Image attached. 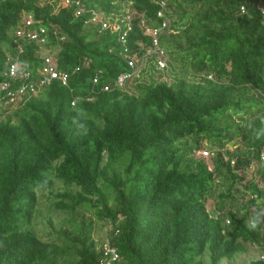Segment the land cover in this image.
Instances as JSON below:
<instances>
[{
    "label": "trees",
    "instance_id": "16d2710c",
    "mask_svg": "<svg viewBox=\"0 0 264 264\" xmlns=\"http://www.w3.org/2000/svg\"><path fill=\"white\" fill-rule=\"evenodd\" d=\"M95 15L121 27L130 17L126 45ZM28 20L69 76L0 104L15 106L0 117V264H221L247 247L264 253V0H0V83L10 89L42 66L37 46L14 34ZM140 21L160 32L171 80L155 54L137 63L153 48ZM10 58L16 78L6 75ZM204 148L215 151L208 160L195 154ZM252 166L259 183L242 187ZM57 182L64 188L53 192ZM44 190L71 227L51 241L27 228ZM210 196L231 210L213 218ZM86 213L109 224L115 260Z\"/></svg>",
    "mask_w": 264,
    "mask_h": 264
},
{
    "label": "built area",
    "instance_id": "2783aa9c",
    "mask_svg": "<svg viewBox=\"0 0 264 264\" xmlns=\"http://www.w3.org/2000/svg\"><path fill=\"white\" fill-rule=\"evenodd\" d=\"M64 1L65 4H70L73 1L76 0H61ZM79 4V2H77ZM159 15V14H158ZM91 21L97 25H100V28L102 30L110 29L112 32H119V40L122 44H125V38L126 34L130 31L131 26L130 24V17H127L125 19L127 26L121 27L119 24H109L105 22L102 18L95 15V17H92ZM32 25V20H28L25 22V24L22 27H18L14 34L15 37L22 39L24 41L33 42L37 45L39 50L36 51L38 55H40V59L42 60V66L39 68L37 72V77L34 82H30L31 73L30 72H23L20 77L23 79V81L27 85H21L20 87L16 89H10V85L8 82H2L0 83V93L4 92L5 95L0 97V104L6 103V104H16L24 99V97H30L33 94L37 93L42 87L49 85L53 80H57L61 83L63 86H67L68 83V74L66 72H61L57 69L56 61L54 59L53 54L50 52L49 47L47 46L49 44V38L46 34V30L42 27L38 29H30ZM140 28L144 30V33L152 37V44H153V51L147 52L149 53H155L157 56V64L160 68H163L165 66V60H164V52L160 49L158 45V32L156 29H148L145 27V22L140 21L139 22ZM164 27V26H163ZM163 29V28H162ZM124 30V31H121ZM60 39L64 40L63 37ZM17 52L22 53V48L17 45ZM141 60H144V57L141 59H138L137 63ZM8 70L6 75L10 77L16 78L19 73L20 65L18 64L17 59H8ZM133 60L128 61V66L133 69L137 65ZM133 75H136V70L133 72H127L121 74L117 81L115 82L118 87H122L124 83L133 77ZM94 82L96 83L97 80L95 79ZM108 88L105 87V90ZM261 159L264 161V152L261 154ZM262 214H264V204L261 208ZM104 255L105 256H111V260H115L117 258V255L115 254V251L108 247V245H105L103 247ZM105 264H110V259L106 261Z\"/></svg>",
    "mask_w": 264,
    "mask_h": 264
},
{
    "label": "rangeland",
    "instance_id": "374dc122",
    "mask_svg": "<svg viewBox=\"0 0 264 264\" xmlns=\"http://www.w3.org/2000/svg\"><path fill=\"white\" fill-rule=\"evenodd\" d=\"M161 79L163 80H171V74L166 70L162 72L160 75ZM15 106L9 107V108H0V117L3 111L14 109ZM236 143H239L238 141L230 142L226 145L230 150L234 149L237 146ZM203 150V149H202ZM210 163V162H209ZM259 175L256 173V167L252 166L247 170V175L244 181H241L242 187L244 185L248 184L249 181H254L256 183H259ZM64 187L59 183H54L53 186V192L60 191ZM39 195V204L36 207V211L34 214V217L32 219V222L30 225L27 226L28 229L33 231L39 238H41L43 241H51L56 240L57 235L56 233L59 230H70V226H64L62 223L66 222L68 220L67 216H65L62 213H59L54 208L51 207V204L53 202V194H51V191L44 190V191H38ZM250 197V196H249ZM244 199H246L244 197ZM240 199L239 206L243 204V200ZM216 204L218 202L212 197L207 198L206 206L207 210L213 218H222L228 210H231L229 206H225L222 210L216 209ZM237 209H239L237 205ZM82 213H80L81 215ZM85 217L88 219L90 217L93 228H92V237L93 239L98 242V248H100L102 245H106L107 243V234L109 233V224H103L101 221H96L93 214H85ZM261 251L258 250L256 247H247V250L244 254H236V257H234L231 260H223L221 264H247L249 261L258 259L261 256Z\"/></svg>",
    "mask_w": 264,
    "mask_h": 264
},
{
    "label": "clouds",
    "instance_id": "9594fccd",
    "mask_svg": "<svg viewBox=\"0 0 264 264\" xmlns=\"http://www.w3.org/2000/svg\"><path fill=\"white\" fill-rule=\"evenodd\" d=\"M113 24H115V23H113ZM113 24H111V25H113ZM40 27H42V26H37V25H35L34 24V26H33V29H38V28H40ZM43 28V27H42ZM130 31H131V29H130ZM129 31V32H130ZM128 32V33H129ZM143 32H144V30H143ZM118 34H119V32H117ZM127 33V34H128ZM127 34H126V36H127ZM146 35V34H145ZM119 36H120V34L118 35V38H119ZM147 36V35H146ZM63 38H64V40L66 39L64 36H62ZM61 38V37H60ZM59 38V40H58V42H63L64 40H62V39H60ZM23 42H24V44H35V43H33V42H28V41H24V40H22ZM120 41V40H119ZM57 42V43H58ZM36 45V44H35ZM123 46H124V44H122ZM125 45H126V42H125ZM37 46V45H36ZM48 47H49V49H50V52L53 54V56H54V54H55V50H54V46L53 47H51V44L49 43L48 45H47ZM56 46V45H55ZM21 48H22V50H23V52H24V47L23 46H20ZM160 47V46H159ZM160 49L162 50V48L160 47ZM37 50H39V48L37 47ZM36 50V51H37ZM151 52V51H153V48L152 49H150V50H148V51H146L145 53H144V56H142V58L144 57V60L147 58V56H149L150 54H155V53H149V54H147V52ZM162 51H164V50H162ZM22 52V53H23ZM38 55V54H37ZM156 55V54H155ZM39 56V58H40V55H38ZM54 59H55V56H54ZM164 60H165V66L163 67V68H160L159 66H158V64H157V68L158 69H160V70H162V72H164V71H166L167 69H168V64H167V59H166V56L164 55ZM156 63H157V56H156ZM140 65V64H139ZM138 70H139V68H138ZM75 71H78V68H75ZM68 74V73H67ZM68 76H69V74H68ZM120 76V75H119ZM136 76V75H135ZM95 80V79H94ZM94 80H93V83L94 84H97L98 83V81L95 83L94 82ZM96 80H97V78H96ZM116 81H117V79H116ZM115 81V82H116ZM116 85V84H115ZM63 86V85H62ZM105 87H107L108 89L107 90H105ZM104 88H103V90L104 91H108L109 90V87L108 86H105ZM123 87V86H122ZM75 104V101H73L72 102V105H74ZM237 147V146H236ZM235 147V148H236ZM226 149L229 151V152H232V151H234V149H232V150H230L228 147H226ZM214 150H212V149H207V148H204L203 150L202 149H200V150H197V151H195V154L196 155H199V156H202L204 159H206V160H208V159H210L211 158V156H213V154H214ZM262 152H264V151H262ZM262 152H261V154H262ZM261 161H263L262 159H261ZM263 207V206H262ZM251 210V212L253 211V208H251L250 209ZM261 210V209H260ZM261 214H262V212H261ZM106 245H108V241H107V243H106ZM103 247L105 246V245H102ZM111 248V247H110ZM111 249H113V248H111ZM114 250V249H113ZM115 251V250H114ZM103 254H104V251H103ZM259 258H264V253H261V256L259 257Z\"/></svg>",
    "mask_w": 264,
    "mask_h": 264
}]
</instances>
